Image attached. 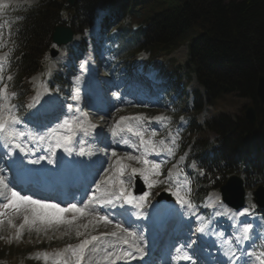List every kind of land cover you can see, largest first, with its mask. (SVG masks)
Segmentation results:
<instances>
[{"label": "snow or ice", "instance_id": "6c2138e0", "mask_svg": "<svg viewBox=\"0 0 264 264\" xmlns=\"http://www.w3.org/2000/svg\"><path fill=\"white\" fill-rule=\"evenodd\" d=\"M27 2L34 3V0H27ZM3 7L6 5L0 3V8ZM5 59L6 56L0 57V81L4 79L2 73L5 68ZM83 70L84 65L81 64V71ZM12 79V76L8 77L9 81ZM80 79V76L75 78L77 84ZM39 87L44 92H49V87L43 82L39 84ZM16 96L15 91L8 92L7 84L0 87V146L7 150L8 157L14 155V150L25 155L34 151L28 148L23 139L27 137L30 141L46 145L42 148L45 154L38 155L28 163L41 164L46 161L48 165L66 166L67 174L71 175L82 161H64L63 157L57 155L59 151L68 156L75 154L80 157L96 154L92 150L86 151L85 145L88 144L87 138H91L94 143H102V133L96 132L98 125L91 123L89 114L79 107L80 96L77 91H73L70 97L76 103H68L67 111L62 113V118H57L54 125H45L42 133L39 130L36 133L26 132L18 127L22 124L23 118L17 112L19 106L11 103ZM38 99L39 92L33 98V103L28 104V108H33ZM154 119L166 125L170 118L157 116ZM146 121L151 122L142 114L121 116L115 121L111 128L114 141L131 148L133 152H126L120 156L112 150L111 157L114 159L108 167L103 168L101 179L95 181L91 192L84 193L86 199L84 196L80 199L73 196L69 201L53 202L51 198L36 196L30 189L22 188L21 185L2 174L4 170L0 169V225L6 221L9 227L16 228L13 217L20 216L22 223L16 230L17 238L22 235L21 230L25 227L38 234L63 229L62 236L74 232L77 238L83 237L75 245L68 244L62 250L51 254L43 253L46 264L49 260L51 264H101V260L103 264H117L118 261L136 258L135 254H138L141 259L144 257L145 236L140 230V225L134 223L132 217L136 220L152 217L156 227L163 230L171 228L172 239L179 242L178 246L170 244L174 247L175 255L171 256L168 264H174V262L198 264L197 260L193 259L196 255L194 245L197 241H189L181 237L187 236L185 228L188 231L191 230V217L199 221L196 232L203 235L209 234L210 221L197 214L198 205L191 199L192 181L184 168L179 167V164L185 160V156H180L177 164L172 165L167 175L162 172L167 159L173 157L179 147V130L175 133L169 132L168 139L156 140L157 131L146 127ZM77 145H79L78 149ZM160 157L164 159H159ZM128 162H134L139 167ZM191 167L196 168L197 165L193 163ZM30 171L38 172L39 170ZM199 174H205L202 168ZM137 179L142 180L147 189H142L141 194L135 191ZM165 185L164 190L169 192L175 198V204L180 206L179 212L168 207L158 208L159 201L153 203L150 199L154 194L153 189ZM85 187L87 188V185ZM156 195L159 194L156 193ZM217 205L222 206L219 196H216L212 202H205L204 206L215 209ZM149 208L154 209L155 212L149 213L147 211ZM112 209L119 211L113 213L110 211ZM185 211L189 213V218L186 224L181 223L177 227L176 218L183 217ZM214 214L222 215L219 211H214ZM248 214L250 209L245 208L235 213L232 218ZM240 223L243 226L235 239L237 245L253 239V224L246 221ZM100 225L108 230L92 234ZM233 227L236 226L233 225ZM48 238L52 239L51 236ZM222 247L225 249L224 256L227 258L223 264H252L253 261L255 264H264V247L259 251L254 249L240 255H237V250L232 247L230 241H223ZM189 249L192 251L189 252ZM101 252L104 255L98 258L96 254ZM245 255L247 259H244Z\"/></svg>", "mask_w": 264, "mask_h": 264}, {"label": "trees", "instance_id": "16d2710c", "mask_svg": "<svg viewBox=\"0 0 264 264\" xmlns=\"http://www.w3.org/2000/svg\"><path fill=\"white\" fill-rule=\"evenodd\" d=\"M67 1L46 0L22 21L11 60L18 91L29 90L28 78L48 59L53 26L69 20L66 19ZM108 1L76 0L75 14L69 20L72 28L80 31L87 25L90 11ZM124 8L140 29L125 33L127 39L121 40L120 52L136 46L161 58L186 43L191 70L204 87L209 104L224 96L236 95L254 105L257 114L254 125L242 116L233 120L218 114L206 127L217 134L222 148L213 149L209 155L203 151L207 139L199 138L194 142L193 151L202 152L201 164L206 168L207 181L218 186L226 173L239 170L234 157L242 151L245 140L257 142L259 146L253 154L260 153V156L256 166L246 171V184L264 187V105L256 100L257 78L264 76V0H126ZM201 105V97L196 93L195 110ZM194 126L195 131L202 130ZM11 249L1 247L0 257ZM17 249L21 254L30 250L28 246Z\"/></svg>", "mask_w": 264, "mask_h": 264}, {"label": "rangeland", "instance_id": "374dc122", "mask_svg": "<svg viewBox=\"0 0 264 264\" xmlns=\"http://www.w3.org/2000/svg\"><path fill=\"white\" fill-rule=\"evenodd\" d=\"M17 2L18 3H22V2L28 3L27 0H22L21 2L17 0ZM36 2H37V0H34V3H36ZM122 2H123L122 0H115V1H113L114 4H109L106 8V11L101 14L100 19L108 16L109 15L108 13L113 14L115 12V10H117L119 8V4H121ZM28 4H32V3H28ZM127 19H128L127 17H123V16L120 17V21L122 20V22H124V23L129 22ZM113 24H114L113 26H116V22H114ZM107 29L112 31L110 28H107ZM54 30H55V28H54ZM96 30H98V33L101 32V29H99V28H97ZM145 57L146 56L143 55V58H145ZM170 57H173L176 60L177 64L182 65L183 68L180 69V74L184 77L188 72V70L186 69V66H185L186 61L188 60V57H189L188 53H187V47L186 46L180 47L173 54H171ZM68 58H71L70 53L68 51H63L60 53L59 57L53 62L55 65H62L64 67H69V66H71L72 63L70 62V60ZM74 62H75V60H74ZM93 62H96V61L93 59ZM100 62H101L100 88H101V90H103L104 87H101V86H102V84H106L108 86L106 88V90H108L107 93H110L109 94L110 98H112L113 100L109 99L110 105H109L108 109L110 108L111 111L107 110V113H106L107 115L106 114H94V115H98V116L94 117L95 123L98 126H99V124H102V125H108V127H109V125H110V131H111L112 125L121 116L134 115V114H142V115L143 114H147V115L150 114L152 116H154V115L160 116V113H165L164 109L160 105H153L152 103H151V105H145L144 103H142V102L139 103V101L135 100L132 97V95H133L132 87L126 93H124L125 88L118 89L117 86H115V84L119 85V84H122V82L124 81L123 76H122L121 71H120V67L116 66V65H115V67L109 66L107 64V60L104 56H102V58H100ZM88 67H89V64H84V70L83 71L80 70V73L82 72L83 74H86V72H87V73L94 74L96 72V70H98L97 67L95 66V63L93 64V68H91V69H94V71L90 70ZM74 68H76V69L81 68V63L80 64L76 63L74 65ZM107 68H108V70H107ZM52 70H54V68ZM34 79H36V78H34ZM94 81L96 82V85H97V79H94ZM109 81H112V82H109ZM188 88H189V90L187 91L188 93H190L192 90H198V86L196 85V83L194 81H192L191 83L188 84ZM199 92H200V94H203L201 87L199 88ZM80 96H82V95H80ZM152 97L156 98V96H152ZM83 98H85L84 103H86V97H83ZM107 99L108 98H106L105 100L108 102ZM121 99H123L124 101L122 102ZM115 101H116V105H115ZM111 102H112V104H111ZM11 103H13V102L11 101ZM31 103H33V101ZM249 103H250L249 100L246 98H241V97H238L236 95H227V96L223 97L222 101H216L214 103L213 111H211V113H212V115H214L215 113L216 114L222 113L228 117L236 118L237 116H241L243 114V110L245 109V107ZM36 104H37V102L35 103V105ZM204 107L207 108L206 105ZM89 112H91V111L89 110ZM182 113H183L182 110L177 111L178 116H181ZM202 114H203V116L198 115L197 121H196V123L198 122V124L201 126H202V122L204 119V113H202ZM90 116H93V115H90ZM107 118H109L110 121ZM170 122H172L171 119H170ZM160 123L157 122L155 124H160ZM51 124H53V123H51ZM182 124L187 126L186 125L187 123L185 121ZM100 128H101V126H100ZM102 130H104V127L102 128ZM107 130H108V128H107ZM109 132L108 133L106 132L107 133V135H106L107 140L110 137ZM193 137L194 136H192V138ZM103 138H104V140H103ZM101 139L103 140V142H106L105 134H103L101 136ZM104 150L107 152V155L104 158V160H106L108 157V152L110 150L108 148H104ZM112 159H114V158L111 157V160ZM132 164H133V166L136 165L134 162ZM104 167H105V165H104ZM106 167H108V165ZM165 187L166 186L157 187V188L153 189V193L156 194L159 191L164 190ZM154 194H153V196L150 197L151 200L154 198ZM52 201L55 202V199H53ZM250 212H251V210H250ZM217 217L218 216L215 215L213 217L214 220H216ZM249 218H250V216H249ZM20 223H22V219L19 222L14 223L16 225V228L9 227L7 225V222H5L3 225H0V241L4 242L6 244H11L13 246V249H12L13 251H15L17 249V248H15L16 247L15 245L17 244V242L20 240H23V239L37 240L40 242L39 246L49 245L46 247V249H47L46 252L52 253L56 248H60V250H62L68 244L75 245V244L79 243V239L83 238V237L77 238L75 236L74 232H72L70 235H63L62 236L61 232L63 231V229H61L59 231H55V232H48L47 234H45V233H39L38 234L34 230H29L27 227H25L23 230H21L22 235L19 238H17L15 233H16V230L19 227ZM104 228L105 227L103 225H100L96 231L92 232V234H94V233L99 234V232L103 231ZM82 231H83V229H82ZM49 236H51L52 239H49L48 238ZM36 244L37 243L35 242L33 245L35 246ZM52 247L54 249H52ZM43 253L44 252H34L31 255H26L23 259H27V260L32 261L34 263L38 261L41 264H46V262L43 259ZM11 259L16 260L17 256H14V257L11 256ZM0 264H7V262L2 260V261H0ZM18 264H23L22 259H19ZM47 264H51V261L49 260L47 262Z\"/></svg>", "mask_w": 264, "mask_h": 264}, {"label": "water", "instance_id": "95a60500", "mask_svg": "<svg viewBox=\"0 0 264 264\" xmlns=\"http://www.w3.org/2000/svg\"><path fill=\"white\" fill-rule=\"evenodd\" d=\"M70 38H71L70 31L63 27H56L52 34V40L55 43L67 42L70 40ZM256 99L261 105H264V76L263 75H259L257 79ZM244 117L249 123L255 122L256 114L252 106H248L245 109ZM238 199L241 200V192H239Z\"/></svg>", "mask_w": 264, "mask_h": 264}, {"label": "bare ground", "instance_id": "6f19581e", "mask_svg": "<svg viewBox=\"0 0 264 264\" xmlns=\"http://www.w3.org/2000/svg\"><path fill=\"white\" fill-rule=\"evenodd\" d=\"M90 67V66H89ZM88 67V68H89ZM95 68V67H94ZM90 70H92V71H94V69H90ZM87 73V72H86ZM87 103V102H86ZM85 103V104H86ZM107 103V101L105 100V104ZM112 103V102H111ZM107 105V104H106ZM112 108V107H111ZM110 109V108H109ZM117 113V112H116ZM117 116V115H116ZM99 118V117H98ZM107 119H109V118H107ZM97 121V120H96ZM109 121H110V119H109ZM100 123V122H99ZM105 124V123H104ZM103 127H104V130H102L101 131V133H102V135L103 134H105L106 135V132L108 133V130H107V128H108V125H103ZM96 132H98V133H100L99 132V128H97L96 129ZM105 132V133H104ZM103 140H104V138H103ZM28 147H33V148H35L36 150H39L43 155L45 154L43 151H42V148L43 147H46V145H41L40 143H38V142H35V141H32L30 144H28L27 145ZM111 149H110V151L108 152V157H107V159L106 160H104V162H103V167H104V165H105V167L107 166V165H109V163H110V161H111ZM255 151H256V148L254 149V153H255ZM61 152L62 151H59L58 153H57V155L58 156H60V154H61ZM34 154V153H33ZM82 165V164H81ZM51 174H54L56 177L58 176V175H61V174H64V171L62 172V168L61 167H58V166H56V165H54V170H52L51 172H50ZM94 183H95V181H94ZM89 190H87V192H88ZM51 199H54V198H51ZM56 200V199H55ZM57 201V200H56ZM6 202V201H5ZM252 212V211H251ZM22 219V217H20V216H14L13 217V223H16V222H19L20 220ZM6 222V221H5ZM97 255V257L98 258H100V257H102L103 255H104V253H97L96 254ZM118 263V262H117ZM101 264H103V261L101 260Z\"/></svg>", "mask_w": 264, "mask_h": 264}]
</instances>
